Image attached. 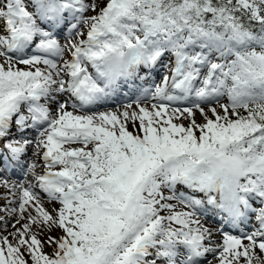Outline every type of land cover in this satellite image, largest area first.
<instances>
[{"label": "snow or ice", "instance_id": "obj_1", "mask_svg": "<svg viewBox=\"0 0 264 264\" xmlns=\"http://www.w3.org/2000/svg\"><path fill=\"white\" fill-rule=\"evenodd\" d=\"M0 264H264V0H0Z\"/></svg>", "mask_w": 264, "mask_h": 264}, {"label": "rangeland", "instance_id": "obj_2", "mask_svg": "<svg viewBox=\"0 0 264 264\" xmlns=\"http://www.w3.org/2000/svg\"><path fill=\"white\" fill-rule=\"evenodd\" d=\"M221 102H224V101L222 100ZM16 171H17V173L19 174V169H17ZM15 178H16V177L14 176V177H13V179H15ZM216 239H217V240H219V239H220V237H219V236H217V238H216ZM46 250H47V249H46Z\"/></svg>", "mask_w": 264, "mask_h": 264}]
</instances>
